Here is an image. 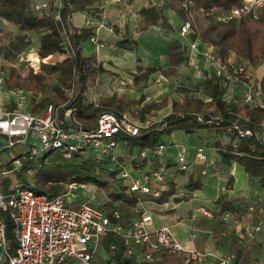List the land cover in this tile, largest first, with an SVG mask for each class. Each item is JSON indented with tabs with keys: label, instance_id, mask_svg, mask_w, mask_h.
I'll list each match as a JSON object with an SVG mask.
<instances>
[{
	"label": "trees",
	"instance_id": "16d2710c",
	"mask_svg": "<svg viewBox=\"0 0 264 264\" xmlns=\"http://www.w3.org/2000/svg\"><path fill=\"white\" fill-rule=\"evenodd\" d=\"M38 1L40 0H0V58L17 59L33 46L36 47L41 59L55 53H66L63 31L68 35L74 54L55 63L41 62L39 72L30 73L24 78L15 68L8 69L6 88L31 92L32 98L28 109L32 113H38L48 106H67L72 110V118L86 131H92L96 127L98 116L102 113H111L119 117L131 106L137 105L140 109L135 115L144 122L152 111L164 109L170 103L171 111L164 119L141 129L136 136L119 135L117 139H126L129 147L152 149L162 142V134L171 135L177 130L194 133L204 128L221 135L225 134L228 137L227 141L212 144L221 161L216 163L210 173L215 176L222 174L227 180L226 190H231L233 178L226 177V174L230 171L231 163L235 162L242 166L250 179H256L264 188V141L261 128V123L264 121V105L252 108L239 100H226L218 87V78L214 75L196 82L192 88L183 87L180 101L174 99L169 101L168 97H164L160 101L143 104L145 101L143 95L135 102L124 94L114 93L111 97L100 98L97 105L90 103L85 96L87 87L94 86L96 78L101 74L111 77L114 75L106 71L102 63L97 62L93 55H82L78 48L79 43L94 36L95 31L88 28L74 29L69 18L74 13L97 12L98 8L94 3L102 0H62L61 22L54 21L52 17L51 10L55 0H51L49 10L41 11L35 9ZM135 1L119 0V3L125 7ZM148 2V7H142L137 12L135 24L138 32L147 31L152 26L171 28L167 10L175 13L177 24L186 21L188 13H191L192 26L199 34L201 41L215 47L216 56L220 60L226 61L230 53L236 54L238 58L252 66H257L264 60V9L260 10L257 19L249 14L242 16L237 24H218L211 18H205L199 14V9H208L212 6L229 9L238 6L241 0H148ZM114 29L116 33H119L117 26H113ZM35 38L38 41H35ZM179 38L173 39L166 49L168 62L166 67H137L136 72L131 73L132 86L135 89L141 91L147 88L151 76L156 73L165 78L175 77L180 68L187 64V41L181 36ZM115 46L123 51H132L138 43L124 34ZM74 72L77 75L76 78L73 77ZM260 84L264 94V75ZM69 90H73L71 99L67 96ZM262 100L264 104V95ZM174 121L179 122L169 125ZM246 131H248L247 134H245ZM28 148L27 145H16L12 148L14 151L11 149L12 155L22 159V165L12 177L8 176L1 180L0 190L4 195L13 190L15 181L48 197L63 192L60 182L64 180L76 179L94 183L105 195L106 201L102 208L108 212H119L120 219L117 221L125 224L133 217V208L139 200H154L157 204H165L169 203L172 196L175 197L178 194L173 182H170L168 189L156 199L127 193L126 185L121 180L110 182L112 173L106 169L105 161L98 162L93 157L76 154L65 163L46 167L44 158L52 154L51 164H53L56 159H63L60 153L49 151L41 156L29 158ZM5 155L7 156L4 157L0 153V170L12 168L10 155ZM193 167L194 170L188 176L184 186L188 191H198L203 187V176L200 175L202 166L193 165ZM48 170L52 171L51 174H46ZM58 170H62L63 173L60 174ZM175 200L179 202L184 200V197L181 199L175 197ZM254 203L259 205L257 202ZM248 204L249 200L244 198H229L226 193H220L215 199L216 209L214 213L211 212L212 220L196 222L198 228L209 229L217 249L224 248L235 255L236 264H258L262 256L260 235L250 243L247 249L240 247L237 243L234 225L240 224L243 220ZM225 212L231 215L232 226L222 222L220 217ZM258 218L261 216L255 213L253 220ZM0 220L4 222L6 234L11 238L13 224L7 213L1 210ZM116 245L117 264L130 263L128 260L122 261L124 247L118 243ZM155 264H184V255L172 256L161 251L157 254Z\"/></svg>",
	"mask_w": 264,
	"mask_h": 264
},
{
	"label": "built area",
	"instance_id": "2783aa9c",
	"mask_svg": "<svg viewBox=\"0 0 264 264\" xmlns=\"http://www.w3.org/2000/svg\"><path fill=\"white\" fill-rule=\"evenodd\" d=\"M109 1H96L94 4L103 11ZM50 3L51 0H40L36 3L35 9L49 10ZM62 7V0L53 2L51 13L56 22H61ZM263 9L264 0H241L238 6L229 9L212 6L208 9L200 8L198 13L218 24H237L244 15L250 14L257 19L258 13ZM192 21V14L188 13V19L177 24V27L179 36L187 41V64L197 70L195 59L200 55L209 66L208 72L197 74L196 78L205 80L214 75L218 78V87L226 100H239L252 108L263 107L264 94L260 81L264 75V60L259 65L252 66L234 53H230L226 61L220 60L212 45H209L208 49L201 48L205 43L193 28ZM84 27L97 32L104 27V23L86 20ZM62 36L66 53H55L60 55L58 58L61 61L74 54L65 31L62 32ZM88 40L94 46V53L99 55L104 47L103 43L95 34ZM53 58L55 57L49 55L41 59L34 46L17 59L0 58V101L3 95L8 93L19 106L28 107L32 98L31 92L6 88L8 69H18V65L23 64L30 69L29 74H36L40 70L41 62H58V58L55 61ZM252 68L255 69L253 74ZM258 69L263 72L259 77L256 74ZM76 76L74 72L73 77ZM161 81L162 77L158 76L154 83L160 84ZM87 92H90L88 101L97 105L99 99L95 96L93 88L88 86ZM67 96L71 99L73 90H69ZM135 114L134 107L119 117L111 113H102L97 118L96 127L92 131H86L72 118V110L67 106H48L38 113H32L29 109L9 110L0 106L2 140L0 153L4 154L3 150L7 152L16 145H27L29 158L41 156L49 151H58L67 161L76 154L93 157L98 162L107 163L106 169L112 173L110 182L121 180L126 185L127 193L144 195L152 199L160 198L168 189L170 182L175 183L179 193L181 189L179 184L185 181V174L190 172L193 165L202 166L200 175L205 177L208 169L221 161L220 156L209 151L205 144L185 146L160 142L152 149L125 150L126 145L119 143L123 139H117L119 135L133 137L138 135L141 129L152 124L149 120L141 122L134 117ZM65 123L67 125H64ZM261 128L264 131V121ZM247 133L248 131L245 132ZM174 146L175 150H172ZM9 155L12 168L0 170V182L3 177H12L22 165L21 158L12 155L11 151ZM60 185L63 192L53 197L36 193L32 188H25L17 181L7 195L0 190V210L7 213L13 224L9 238L5 224L0 220V264H117L116 243H110L108 251L105 246L101 247L103 238L110 233L122 241L123 258L130 261L127 264H155L157 254L161 251L172 256L184 255V264H236L235 255L227 250L217 252L189 250L175 238L170 225L162 224L155 227L153 208L150 206V203H156L154 200H139L133 208V217L122 224L117 221L120 219L119 212H108L102 208L106 199L98 205L93 204L92 198L100 191L94 183L70 179L60 182ZM89 187L93 189L90 197L78 199L77 194H85ZM72 204L78 206L76 208L66 206ZM159 205L160 210H166L167 203ZM199 212L204 217L212 218V214L206 209L201 208ZM255 213L261 218L254 221ZM220 218L222 222L227 223L231 215L225 212ZM195 231L197 229H194L190 236L191 241L196 236ZM242 231L240 244L243 248H248L258 235L264 239L263 206L254 202L247 205Z\"/></svg>",
	"mask_w": 264,
	"mask_h": 264
},
{
	"label": "crops",
	"instance_id": "0c3cea01",
	"mask_svg": "<svg viewBox=\"0 0 264 264\" xmlns=\"http://www.w3.org/2000/svg\"><path fill=\"white\" fill-rule=\"evenodd\" d=\"M149 2L148 0H136L131 5H126L123 7L119 2L110 0L108 5L101 11L99 8L97 12H90L89 14L86 13H74L69 18L71 22V26L74 29H81L85 28L84 23L86 20L92 21H102L104 23V27H101L97 32H95V36L98 40H100L104 47L101 49L99 55L94 53V46L86 40L85 42H80L78 48L80 49L83 56L93 55L96 58V61L102 63V67L112 73L114 76H108L107 74H101L96 78V82L94 86H90L95 91V96L100 98L111 97L114 93L117 95H126L129 99L133 101H137L141 95L145 97V101L143 104L151 102V101H160L164 97H168L169 101L171 100L169 95L166 94L170 84H177L178 83H185L184 80L186 79L184 75L186 71L196 70L191 67L189 64H186L180 68L178 74L175 77L165 78L162 75L156 73L152 75L150 84L144 90H137L132 86V79L131 73L136 72L137 67H147L148 60H152V52L158 54L156 60L159 61L158 65L154 67H166L167 66V57H166V49L168 45L172 42L173 39H180L179 34L178 36L175 35L173 32V27L178 29L177 22H176V15L173 11L167 10V17L168 22L171 25V28H165L161 26H152L147 31L138 32L136 30L135 21L137 19V12L142 7H148ZM95 6V5H94ZM117 26L119 29V33L113 32V27ZM178 32V30H177ZM79 33V32H78ZM127 35L130 39L137 41L138 46L132 51H123L116 48L115 43L121 39L123 35ZM38 41L37 38L34 39ZM142 40H145V50L142 54L144 58L139 56L138 51L142 47ZM210 44H203L202 49H208ZM115 50H112L111 48ZM88 51V54H84L85 50ZM129 54L128 58L130 60L137 61L138 63H134L133 65H122L118 62V58L120 56H124ZM132 55V56H131ZM53 61H55L60 55L53 54ZM59 60V58L57 59ZM196 67H200L204 71L208 72V64L203 60V58L199 55L195 59ZM190 67V68H189ZM262 69V68H261ZM261 69L256 71L257 76L259 77L263 72ZM255 71L252 68V74ZM162 77V81L160 84H155L154 80L158 77ZM114 79V80H113ZM153 80V81H152ZM121 82L123 85H121ZM181 86V85H179ZM175 87V86H173ZM163 93V97L161 99H157L159 94ZM0 106L5 107L9 110L18 109L20 111L27 110V106H19L15 99L12 97L10 98L8 93H5L0 101ZM137 111L140 109L139 106L133 105ZM130 107V108H131ZM171 111L170 103L164 109L161 110H154L151 112L150 115L146 117V121L149 120L151 123L160 121L164 119ZM158 116L157 119H153L154 116ZM136 119L137 116L134 115ZM139 120V119H138ZM206 130V129H205ZM208 131V130H206ZM212 132V131H211ZM211 136V135H210ZM208 137V136H207ZM262 139L264 141V132L262 134ZM209 138H203V140L198 141L195 143H190L188 146L194 145H203L207 144ZM0 141H2L0 139ZM29 141H31L29 139ZM176 145H186V144H177ZM208 149L211 152H215L212 147ZM175 150V146L172 148ZM6 153L2 154L5 156ZM237 163L232 162L230 171L226 174V177L232 176L233 184L231 190H226L227 180L221 174L215 176L214 174L210 173L212 166L208 169V174L203 179V187L201 190L198 191H188L184 186L187 183L188 176L193 172L194 167L192 166L189 173L185 174V181L182 183L183 187L179 190L180 192L175 196L178 199L184 197V201L186 202V206L184 211H181L179 214H174V211L177 210L181 204V202H170L167 203L165 209L171 215V218L168 219L167 225L173 227L174 236L177 240H179L186 249L197 250L201 252H217L221 250H226L224 248L217 249L215 247L214 241L210 234L208 228H198L196 226L197 221H210L212 218H207L201 215L199 209L203 208L209 211L210 213H214L216 209L215 206V199L218 197L220 193H226L229 198H244L245 200H249L250 202H257L259 205L264 207V188L261 187L256 179H250L247 174L243 171V169H238L236 166ZM171 204V205H170ZM168 209V210H167ZM165 211V212H166ZM195 219V220H194ZM242 223L243 220L238 225H234L235 228V235L238 238V245L240 247L241 235L243 234L242 231ZM231 226L233 225L232 222L225 223ZM154 226L158 227L155 222ZM160 226V225H159ZM195 227V228H194ZM194 229L196 236L191 241L190 236L194 233ZM262 242V256H260L258 260V264H264V253H263V245L264 239L260 237ZM243 248V247H242ZM247 249V248H244Z\"/></svg>",
	"mask_w": 264,
	"mask_h": 264
},
{
	"label": "rangeland",
	"instance_id": "374dc122",
	"mask_svg": "<svg viewBox=\"0 0 264 264\" xmlns=\"http://www.w3.org/2000/svg\"><path fill=\"white\" fill-rule=\"evenodd\" d=\"M113 27V26H112ZM178 30V29H177ZM177 30H176V28L175 27H173V32L175 33V35L176 36H178V32H177ZM113 32H115V29L113 30ZM145 42H147V41H145V40H142V47L140 48V50L138 51V54H139V56H141L142 58H144V56L142 55L143 53H144V51H146L145 50ZM34 44H36V42L34 43ZM112 49V50H115L114 48H112V47H109V49ZM85 50V49H84ZM84 54H88V51H84ZM129 54H126V55H124V56H120L119 58H118V62H120L122 65H130V64H134V63H138L137 61H134L133 62V60H130L128 57ZM157 55L158 54H156V53H154V52H152V60L150 61V60H148L147 59V61H148V65L149 66H155V65H158V63H159V61L158 60H156V57H157ZM132 56V55H131ZM18 69H16L17 70V72L24 78V77H27L28 76V74H29V70L30 69H28V68H26V67H24V65L23 64H19L18 65V67H17ZM190 68V67H189ZM205 73V71L203 70V69H201L200 67L197 69V70H193V72L192 71H186V74L184 75V77L186 78L185 80H184V82L185 83H178L177 82V84H170L169 85V88H168V90H167V92H166V94L167 95H169V97H170V99L171 100H178V101H180L181 100V97H182V88L184 87V88H186V87H188V88H192L193 86H194V84L196 83V82H201V81H203L201 78H196V76H197V74H204ZM153 77V76H152ZM151 77V78H152ZM114 80V79H113ZM153 81V80H152ZM179 85H181V86H179ZM173 86H175V87H173ZM90 93V92H89ZM89 93L87 92V90H86V92H85V96L88 98V96H89ZM163 93H161V94H159V96L157 97V99L159 100V99H161L162 97H163ZM244 114V113H243ZM157 117L158 116H154V120L155 119H157ZM264 132V131H263ZM211 135V136H210ZM122 136H125V135H122ZM208 136V137H207ZM125 137H128V136H125ZM209 138L210 140H208V143L205 145L206 146V148L207 149H210L209 147H212L213 149H215V147L212 145L213 143H215V142H222V143H224L225 141H227V139H228V137H227V135H221V134H218V133H216L215 131H206L204 128H202V129H199V130H197L196 132H194V133H185V132H183V131H180V130H177V131H174V132H172V134L171 135H167V134H162L161 135V141L162 142H164V143H166V144H173V145H176V143L177 144H186L185 146H188L189 145V142L190 143H197L198 141H200V140H203V138ZM31 141H33V140H31ZM119 143H124L126 146H125V150H127V148H128V150H136V149H139L137 146H131V147H129V145H127V143H128V141L126 140V139H123V140H121V141H119ZM128 146V147H127ZM13 151H14V149H12ZM10 151L11 150H9V151H7V153L8 154H10ZM117 152L119 153V150H117ZM127 152V151H126ZM4 156V155H3ZM52 154H48L45 158H44V162H45V166L46 167H48L49 165H58L59 163H65V161L66 160H64V159H61V158H59V159H56L55 161H53V164H51L52 163ZM237 166V168L238 169H240L242 166L240 165V164H236ZM241 169H243V168H241ZM51 170H48L47 172H46V174H51ZM58 172L60 173V174H62L63 173V171L62 170H58ZM208 174V173H207ZM6 177H3L2 179H5ZM65 181H67V180H64L63 182H65ZM182 183H183V181H182ZM179 184V185H181L180 186V188H182V185L183 184ZM88 184H90V183H88ZM23 187H25V186H23ZM25 188H27V187H25ZM93 191V189L91 188V187H89V190H88V192H86L85 194H87V195H85V194H82V193H79V194H77V197H78V199H85V198H89L90 197V194H91V192ZM95 198H92V202H93V204H96V205H98V204H100L104 199H105V195H104V193L102 192V190H100V191H98V192H96L95 193ZM170 202H174V203H176L177 201L175 200V197H171L170 198V200H169V203ZM179 202H181V204H180V206H179V208L177 209V210H175L174 211V214L176 213V214H179V213H181V211H184V208H185V206L187 205L186 204V202H184V201H179ZM151 205V207L153 208L152 210H153V219H154V222H155V224L157 225V226H159V225H162V224H167L168 223V219L169 218H171V215L169 214V213H171V212H167L166 210H164V211H162V210H160V205L159 204H156V203H150ZM171 205V204H170ZM68 208H76L77 206H78V204H72V205H66ZM168 210V209H167ZM166 211V212H165ZM172 229H173V227H172ZM118 243L119 245H122L123 243H122V241L119 239V237H117L115 234H113V233H110V234H108V235H106L104 238H103V242H102V245H101V247L102 246H105L106 247V250L108 251V246H109V244L110 243ZM99 251H101V248L99 249ZM104 255V254H103ZM115 258H116V256H115ZM122 261L123 262H125L126 261V259L125 258H122Z\"/></svg>",
	"mask_w": 264,
	"mask_h": 264
},
{
	"label": "water",
	"instance_id": "95a60500",
	"mask_svg": "<svg viewBox=\"0 0 264 264\" xmlns=\"http://www.w3.org/2000/svg\"><path fill=\"white\" fill-rule=\"evenodd\" d=\"M179 121H180V120H179ZM179 121H174V122H171V123H169V125H170V124H174V123H177V122H179ZM165 126H166V125H165Z\"/></svg>",
	"mask_w": 264,
	"mask_h": 264
}]
</instances>
